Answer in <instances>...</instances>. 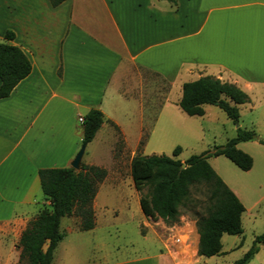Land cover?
Masks as SVG:
<instances>
[{
  "label": "crops",
  "instance_id": "crops-1",
  "mask_svg": "<svg viewBox=\"0 0 264 264\" xmlns=\"http://www.w3.org/2000/svg\"><path fill=\"white\" fill-rule=\"evenodd\" d=\"M175 1L68 0L54 8L49 0H0V43L19 47L32 65L29 76L0 99V244L11 251L0 252V264L19 263L22 233L50 207L38 172L71 167L83 139L79 118L91 109L103 113L104 123L86 152L102 144L111 160L110 166L83 162L107 171L95 207L101 189L120 181L117 138L134 159L160 122L164 129L195 122L198 132L205 131L211 106L203 117H189L178 106L185 83L211 76L242 90L250 102L239 106L240 118L246 107L253 119L240 126L264 138V0ZM9 31L12 41L5 39ZM237 148L252 157L250 171L231 163L238 171L232 169L223 156L208 161L245 207L244 230L245 218L254 220L264 203V146L250 141ZM143 218L146 237L161 244L158 252L67 264H200L205 258L198 255L200 237L189 217L170 226ZM157 227L166 233L161 236ZM97 228L98 221L86 233ZM76 232L82 233L69 231ZM225 236L222 256L244 243L232 241L226 249ZM188 245L190 257L184 253Z\"/></svg>",
  "mask_w": 264,
  "mask_h": 264
},
{
  "label": "trees",
  "instance_id": "trees-1",
  "mask_svg": "<svg viewBox=\"0 0 264 264\" xmlns=\"http://www.w3.org/2000/svg\"><path fill=\"white\" fill-rule=\"evenodd\" d=\"M49 1L55 8L68 0ZM168 1L173 6L177 5L175 0ZM14 37L10 31L5 35L6 41H12ZM31 70V62L19 47L0 43V99L9 97L19 82L29 76ZM249 102L248 95L236 86L206 76L183 85L182 99L178 106L189 117H203L206 106H215L238 125L239 106ZM103 123V113L98 109H91L83 117L82 145L87 146L94 140ZM236 133V137L228 140L225 145L215 147L212 152L192 155L184 162L178 159L182 148L177 147L173 157L137 155L131 163L135 189L139 193L148 189V194L140 197L143 214L154 220L162 219L166 224L179 221L181 208L191 201L194 188L209 187L204 215L192 213L197 219L200 257L220 256L224 235L242 236L244 233L242 215L245 207L208 161L211 157L223 156L241 171H250L253 167L252 157L237 146L250 141H258L264 146V138L259 137L254 130L240 126ZM38 176L50 207H44L22 233L18 243L20 263L52 264L55 250L65 238L61 231L63 218H79L81 232L94 229L93 204L107 171L81 163L80 171L71 167L43 169L38 172ZM257 240L264 245V233ZM257 252L256 247L251 248L235 264H249Z\"/></svg>",
  "mask_w": 264,
  "mask_h": 264
},
{
  "label": "rangeland",
  "instance_id": "rangeland-1",
  "mask_svg": "<svg viewBox=\"0 0 264 264\" xmlns=\"http://www.w3.org/2000/svg\"><path fill=\"white\" fill-rule=\"evenodd\" d=\"M208 111V118L204 120L205 131L203 132L197 131L195 122H187L182 129L178 128L177 123H171V125L167 123V129H164L165 122H160L152 136L146 139L147 145L144 151L139 152L137 155L173 157L174 150L181 147L183 151L178 159L184 162L192 155L212 152L215 147L225 145L228 140L236 137L238 126L244 122L249 124V120L253 119L246 107H242L238 125L229 120L215 106H211ZM190 121L200 120L193 118ZM132 157L133 155L124 149L121 139L117 138V153H115L114 158L117 161V178L120 181L116 188L109 185L103 187L99 200L96 202V207L93 204L95 224L98 221L96 233L76 232L70 234L69 231L72 229L80 231V219L75 216L69 217V219L64 218L61 222V231L66 236L55 250L52 264H67L69 261L86 257L89 258L90 263L115 259L125 260L145 256L160 250L161 244L158 240L151 236L146 237L140 197L141 195H147L148 189H145L142 193L137 192L135 189L131 177ZM221 159L236 170L229 160ZM90 160L103 166H110L111 164L106 147L102 144L95 143L87 148L82 163H87ZM212 163L219 171L213 160ZM112 171L116 172V169L113 168ZM209 191L210 189L207 186L194 188L191 201L187 206L181 208V216H187L196 223L197 219L192 213L199 212L201 216L204 215ZM166 225L170 226L172 224ZM157 229L161 236L166 233H164L165 228L157 227ZM244 230L243 236L226 235L224 240L226 249L230 247L232 241L233 243L236 242L238 246L244 239L242 246L236 247L224 256L202 258L200 264H235L253 247H256L258 252L249 264H264V245L257 240L264 233V203L257 209L254 220L250 221L245 218ZM2 244L4 243L0 244V252L9 254L11 251L5 247L6 244L3 247ZM16 248L20 251L18 244ZM184 253L187 257L191 256V245L185 248ZM18 264L27 263H20L19 261Z\"/></svg>",
  "mask_w": 264,
  "mask_h": 264
},
{
  "label": "water",
  "instance_id": "water-1",
  "mask_svg": "<svg viewBox=\"0 0 264 264\" xmlns=\"http://www.w3.org/2000/svg\"><path fill=\"white\" fill-rule=\"evenodd\" d=\"M85 151H86V146L82 145V147L80 148L79 152L77 153L74 161L71 164V168H73L76 171H80L81 163H82ZM182 168H185V165H182Z\"/></svg>",
  "mask_w": 264,
  "mask_h": 264
},
{
  "label": "built area",
  "instance_id": "built-area-1",
  "mask_svg": "<svg viewBox=\"0 0 264 264\" xmlns=\"http://www.w3.org/2000/svg\"><path fill=\"white\" fill-rule=\"evenodd\" d=\"M79 122L82 124L83 123V117L79 118Z\"/></svg>",
  "mask_w": 264,
  "mask_h": 264
}]
</instances>
